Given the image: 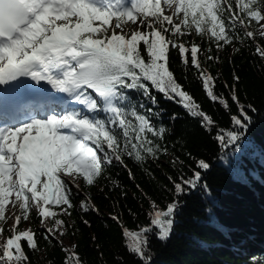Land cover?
Wrapping results in <instances>:
<instances>
[{"label":"snow or ice","instance_id":"snow-or-ice-1","mask_svg":"<svg viewBox=\"0 0 264 264\" xmlns=\"http://www.w3.org/2000/svg\"><path fill=\"white\" fill-rule=\"evenodd\" d=\"M253 22L256 33L249 30ZM262 22L264 0H0V86L46 94L43 115L0 124V264H31L29 252L39 251L40 235L61 244L65 264H80L71 250L75 245L64 247L58 239L69 227L60 215L71 216L76 207L96 211L90 198L75 203L77 181L94 186L106 165L127 167L126 158L143 164L168 152L163 141L170 130L154 122L153 108L133 103L128 91L152 105L158 103L156 94H163L212 125L170 69V56L175 51L185 67L194 66L206 95L227 107L203 62H219L218 54H210L213 45L217 53L227 45L238 52L234 42L255 41L257 33L264 39ZM254 54L264 59V47L257 44ZM233 80L231 99L243 117L233 120L246 128L250 118L235 94L239 77ZM227 135L228 143L240 139L235 131ZM218 139L225 141L223 135ZM198 167L207 170L209 164L200 160ZM200 180L195 171L192 178L173 181L176 195ZM178 207L176 199L164 209L150 201L149 225L129 230L121 224L128 251L143 264L152 259L150 235L167 240ZM30 215L40 219L44 233L20 227ZM111 218L119 222L118 216Z\"/></svg>","mask_w":264,"mask_h":264},{"label":"trees","instance_id":"trees-1","mask_svg":"<svg viewBox=\"0 0 264 264\" xmlns=\"http://www.w3.org/2000/svg\"><path fill=\"white\" fill-rule=\"evenodd\" d=\"M257 28L253 22L249 30L256 33ZM194 39L202 48L209 47L207 41ZM234 43L238 52L227 45L217 53L213 45L210 54H218L219 62H203L217 78L213 91L226 100L227 107L206 95L194 66L185 67L175 51L170 56V69L200 105L199 110L212 118V125H203L163 94H156L158 103L152 105L138 92L128 91L133 103L153 108L158 114L154 122L170 130L163 141L168 152L143 164L126 158L127 167L116 162L106 165L104 178L94 186L77 181L80 188L73 189L79 192L75 203L90 198L96 211L76 207L71 216L60 215L69 227L58 239L64 247L75 245L71 250L78 254L80 264H143L128 251L121 224L129 230L147 226L150 201L164 209L174 199L179 201L174 230L163 241L150 235V264H264V59L254 54L257 44L264 47V39L257 33L255 41L248 38L244 44ZM234 76L239 77L235 94L250 118L246 128L233 120L241 117L231 99ZM230 131L240 133V139L228 143ZM221 135L224 142L218 139ZM200 160L209 164L207 170L198 167ZM195 171L201 172L197 187L177 196L173 181L192 178ZM53 210L59 213L58 207ZM20 227L44 233L34 215L22 219ZM38 246V252H29L31 264H65L61 244L40 235Z\"/></svg>","mask_w":264,"mask_h":264},{"label":"rangeland","instance_id":"rangeland-1","mask_svg":"<svg viewBox=\"0 0 264 264\" xmlns=\"http://www.w3.org/2000/svg\"><path fill=\"white\" fill-rule=\"evenodd\" d=\"M264 23V22H263ZM72 106H75V105H72ZM59 110V109H58ZM11 207V206H9ZM17 215H19V211L16 212ZM6 215H7V212H6ZM10 224L12 223V220H9ZM48 227H51L48 223H47ZM65 244L68 246V243L65 242ZM69 247V246H68Z\"/></svg>","mask_w":264,"mask_h":264}]
</instances>
